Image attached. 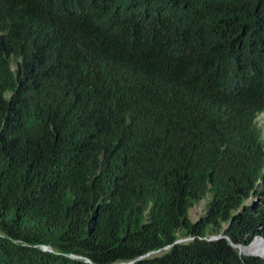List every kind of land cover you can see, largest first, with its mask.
I'll return each mask as SVG.
<instances>
[{
    "label": "trees",
    "instance_id": "obj_1",
    "mask_svg": "<svg viewBox=\"0 0 264 264\" xmlns=\"http://www.w3.org/2000/svg\"><path fill=\"white\" fill-rule=\"evenodd\" d=\"M262 113L264 0H0V264H264Z\"/></svg>",
    "mask_w": 264,
    "mask_h": 264
},
{
    "label": "rangeland",
    "instance_id": "obj_2",
    "mask_svg": "<svg viewBox=\"0 0 264 264\" xmlns=\"http://www.w3.org/2000/svg\"><path fill=\"white\" fill-rule=\"evenodd\" d=\"M259 118H260V124L263 125L264 128V113L260 114ZM203 212H204V204L203 203L195 204L189 212L191 220L193 222L196 221L199 218V216L202 215ZM219 237H223V236L219 235L216 238ZM236 248L239 253H243V254L248 253L246 251L244 252L245 248L242 250V248L238 245H236Z\"/></svg>",
    "mask_w": 264,
    "mask_h": 264
},
{
    "label": "water",
    "instance_id": "obj_3",
    "mask_svg": "<svg viewBox=\"0 0 264 264\" xmlns=\"http://www.w3.org/2000/svg\"><path fill=\"white\" fill-rule=\"evenodd\" d=\"M218 237V236H217ZM213 239H217L216 237H213ZM238 246H240L242 249H244V247H243V245H238ZM235 247H236V245H235ZM43 249L44 250H47V247H43Z\"/></svg>",
    "mask_w": 264,
    "mask_h": 264
},
{
    "label": "clouds",
    "instance_id": "obj_4",
    "mask_svg": "<svg viewBox=\"0 0 264 264\" xmlns=\"http://www.w3.org/2000/svg\"><path fill=\"white\" fill-rule=\"evenodd\" d=\"M264 256V255H263Z\"/></svg>",
    "mask_w": 264,
    "mask_h": 264
}]
</instances>
